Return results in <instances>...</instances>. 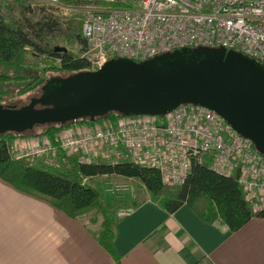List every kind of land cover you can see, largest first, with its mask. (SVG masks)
Returning a JSON list of instances; mask_svg holds the SVG:
<instances>
[{"label":"built area","instance_id":"obj_1","mask_svg":"<svg viewBox=\"0 0 264 264\" xmlns=\"http://www.w3.org/2000/svg\"><path fill=\"white\" fill-rule=\"evenodd\" d=\"M62 6L65 0H40ZM80 55L92 71L111 60L144 63L196 48L233 51L264 67V0H85ZM64 9V7H61ZM66 9V7H65ZM12 152L30 165L58 168L66 157L79 164L130 163L158 171L167 187L181 185L195 162L225 178L237 175L253 212L264 210V156L215 112L183 104L166 116L124 118L68 129L56 138ZM64 155V158L60 157ZM129 185L107 183L106 192ZM209 264V263H202Z\"/></svg>","mask_w":264,"mask_h":264},{"label":"trees","instance_id":"obj_2","mask_svg":"<svg viewBox=\"0 0 264 264\" xmlns=\"http://www.w3.org/2000/svg\"><path fill=\"white\" fill-rule=\"evenodd\" d=\"M67 4L86 5L85 0H65ZM60 46H77L83 53L86 42L81 27L57 20L44 6L33 0H0V105L8 99L20 98L40 90L54 75L93 72L86 60L73 51L57 52ZM125 117L110 112L94 121L81 119L64 125L34 127L33 132L0 135V180L25 195L43 201L68 218L82 220L92 213L101 214V224L93 233L97 243L120 264L114 251L113 221L103 211L99 193L84 183L96 177H123L138 180L150 197L158 200L169 214L186 205L203 222H216L236 232L251 219H264V210L253 212L246 203L237 175L225 178L210 168V160L202 165L192 163L185 181L178 186L162 185L159 173L123 160L114 166L81 165L75 157H66L60 169L30 165L11 155L10 143L18 139L47 138L57 146V136L76 126L93 127ZM64 158L63 154H60ZM93 225L96 223L90 220Z\"/></svg>","mask_w":264,"mask_h":264},{"label":"crops","instance_id":"obj_3","mask_svg":"<svg viewBox=\"0 0 264 264\" xmlns=\"http://www.w3.org/2000/svg\"><path fill=\"white\" fill-rule=\"evenodd\" d=\"M45 141L50 140L18 139L10 150ZM112 178L129 185L119 197H108L107 208L102 206L113 221L120 264H264V219H251L231 232L218 222L201 221L186 205L169 214L138 180ZM93 180L84 183L91 186ZM94 232L85 219H70L0 180V264H114Z\"/></svg>","mask_w":264,"mask_h":264},{"label":"water","instance_id":"obj_4","mask_svg":"<svg viewBox=\"0 0 264 264\" xmlns=\"http://www.w3.org/2000/svg\"><path fill=\"white\" fill-rule=\"evenodd\" d=\"M41 91L21 108L0 105V135L110 112L162 117L189 104L215 112L264 156V67L233 51L196 48L144 63L111 60L97 71L50 78Z\"/></svg>","mask_w":264,"mask_h":264},{"label":"rangeland","instance_id":"obj_5","mask_svg":"<svg viewBox=\"0 0 264 264\" xmlns=\"http://www.w3.org/2000/svg\"><path fill=\"white\" fill-rule=\"evenodd\" d=\"M38 2L41 6H44L45 9H47L50 13H52L57 20H59L62 23L65 24H72L74 26L77 27H81V21L83 18V10L78 9V7H80L79 5H74V4H67L65 1H63L62 6L58 7L56 5H48L40 0H33ZM61 7H64V9H61ZM66 7V9H65ZM60 47H64L66 50H71L73 51L77 56H80L82 54L81 49L77 46L74 47H68V46H60ZM61 76H65V75H54L52 77H61ZM40 95V90L35 91L33 93L27 94L25 96H22L20 98H13V99H8L5 100L1 105L3 107H12L15 106L16 108H21L23 106H26L29 104L30 100L32 98H37ZM115 122V121H114ZM114 122H109V123H114ZM108 123V122H105ZM80 126H76L73 127L71 129H75V128H79ZM34 130V129H33ZM33 130L31 132H33ZM63 132H66L63 131ZM61 132V133H63ZM30 132L26 131L25 134L28 135ZM60 133V134H61ZM59 134V135H60ZM40 165V164H39ZM57 169H60V167H58ZM94 179L92 182H90L89 184L99 193L100 195V203L102 204V206L104 208L106 207L107 199L108 197H119V195L123 194V193H114L113 195H110L106 192V186L107 183L110 181H118L115 178H109V179H104V178H100V177H96V178H92ZM131 186V185H130ZM110 195V196H109ZM97 213V212H96ZM96 217V224L91 225V223H89V217L85 218L86 223L88 224V226L90 227V229H92L93 231H98L100 224H101V214L97 213Z\"/></svg>","mask_w":264,"mask_h":264},{"label":"flooded vegetation","instance_id":"obj_6","mask_svg":"<svg viewBox=\"0 0 264 264\" xmlns=\"http://www.w3.org/2000/svg\"><path fill=\"white\" fill-rule=\"evenodd\" d=\"M72 75H73V74H72ZM68 76H70V75H65L64 77L61 76V77H57V78H67ZM50 78H53V77H50ZM50 78H48L47 81H48ZM47 81H46V82H47ZM46 82H45V83H46ZM44 85H45V84H44ZM44 85H43V86H44ZM43 86H42V87H43ZM42 87L40 88V95H39L37 98H40V97L43 95V94H42V91H41ZM32 99H34V98H32ZM32 99H31V100H32ZM31 100H30V101H31ZM29 103H30V102H29ZM36 108H40V106H36Z\"/></svg>","mask_w":264,"mask_h":264}]
</instances>
